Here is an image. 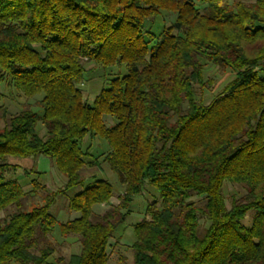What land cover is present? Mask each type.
I'll return each mask as SVG.
<instances>
[{
  "label": "trees",
  "instance_id": "1",
  "mask_svg": "<svg viewBox=\"0 0 264 264\" xmlns=\"http://www.w3.org/2000/svg\"><path fill=\"white\" fill-rule=\"evenodd\" d=\"M224 1L0 0V83L28 100L43 93L42 114L25 107L0 128V212L15 208L0 216V264H109L110 240L146 181L161 202L134 224V264H264V0ZM162 10L175 20L155 35L145 22ZM209 62L234 77L205 103L197 87L211 83ZM87 63H124L128 73L90 103L81 87ZM87 135L110 150L94 155L83 147ZM37 155L66 181L25 210L28 191L5 177L19 168L8 157ZM102 162L124 185L119 204L112 184L96 179L69 198L77 215L59 221L55 198L84 184V166ZM226 181L245 190L230 206ZM97 204L107 207L96 214ZM57 231L78 236L79 252L52 261Z\"/></svg>",
  "mask_w": 264,
  "mask_h": 264
},
{
  "label": "rangeland",
  "instance_id": "2",
  "mask_svg": "<svg viewBox=\"0 0 264 264\" xmlns=\"http://www.w3.org/2000/svg\"><path fill=\"white\" fill-rule=\"evenodd\" d=\"M234 0H226L225 4L229 6ZM175 12L162 10L161 14L154 19H148L145 22L150 31L155 35H159L165 26H168L175 20ZM204 70L205 78L210 80L204 88L197 87L199 97L205 98V103L210 102L215 95L222 92L226 84L234 77V72L230 69H225L209 62L206 64ZM87 69L84 74V81L81 84L84 98L93 103L96 95L102 88L109 86L110 81L115 77L124 76L128 73V68L124 63L103 67L94 63H87ZM0 91L4 94L0 102L8 110L7 115L3 113L0 107V128H3L7 123V116L15 114L25 107H31L33 110L43 113V107L37 100L43 97V93L37 95L34 99L28 100L20 97L16 89L8 81L0 83ZM107 124H113L116 120L111 115H105ZM37 132L41 136H46V127L42 120H39L36 125ZM91 146L90 151L94 155L100 153H107L110 150L108 141L100 136L91 137L89 135L83 141V147ZM10 163L19 165L17 170H11L5 174L7 179L16 178L22 184L23 188L28 191L24 199L23 209L30 210L37 204L44 202V197L51 191L64 187L66 177L56 168L54 163L49 157L44 155H37L27 158H20L10 156L8 157ZM34 171L42 172L36 174ZM84 184L78 185L66 192L65 195H59L55 198V203L51 206V212L55 214L59 221H66L73 218L77 213L70 212L68 208V200L76 193L81 191L85 185L93 182L96 179L108 180L114 188V196L111 198L113 205L119 204V194L124 191V185L120 182L117 174L110 168L107 162H102L99 166L88 167L84 166L80 171ZM33 179H37L45 186L37 191H33ZM245 192L244 187L240 184L231 183L226 181L224 184V196L227 206L231 205L232 200L236 196H240ZM152 201L161 202L160 192L147 181L143 184L140 193L134 196L131 204V212L116 228L113 238L110 240L109 245V264H134V252L132 243L135 240L133 231L134 224L145 218V209L148 203ZM106 204H97L93 207L94 213L100 214L106 209ZM15 208L10 206L0 212V216H4L12 212ZM253 211H249L244 219L245 224L251 223ZM58 230V229H57ZM52 241L56 244L58 251L51 257L55 261V257L63 256L66 259L72 254L80 250V241L78 236L69 235L62 236L59 231L51 237ZM11 264H19L12 261Z\"/></svg>",
  "mask_w": 264,
  "mask_h": 264
}]
</instances>
